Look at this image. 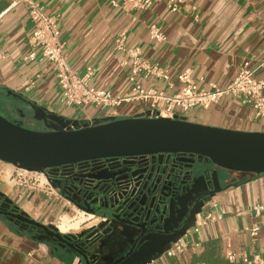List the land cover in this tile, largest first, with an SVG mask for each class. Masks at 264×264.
<instances>
[{
  "label": "crops",
  "instance_id": "crops-1",
  "mask_svg": "<svg viewBox=\"0 0 264 264\" xmlns=\"http://www.w3.org/2000/svg\"><path fill=\"white\" fill-rule=\"evenodd\" d=\"M34 1L47 15L57 17L70 66L81 75L95 70L90 86L109 91L114 97L130 94L127 54L115 50L122 38L127 47L139 48L144 58L168 71L170 82L155 79L145 83L168 95L181 89L177 77L185 71H190L202 88L209 89L211 84L225 88L245 61L256 70L257 79H264V0H187L177 13L168 9V0H154L145 12L113 6V1L122 0ZM151 24L163 29L165 42L151 40ZM33 31L26 3L0 0V52L5 54L0 63V108L14 119L13 123L37 126V131L51 127L70 130L141 115L139 103L106 110L63 106L54 65L42 60L40 52L35 61L25 60ZM186 120L264 132V118L257 119L251 107L231 97L190 111ZM191 171L193 179L188 181L186 192L172 200L161 230L146 236L122 264H147L153 257H157V264H231V254L238 261L244 253L264 256V212L259 217L252 212L253 206L264 205V174L229 172L205 161L197 162ZM15 172L16 166L0 161V202L9 212L17 209L29 220L64 235L71 231L62 233L59 229L66 214L74 209L87 214L67 199L59 180L48 177L51 192L43 193L17 184ZM208 213L220 219L207 220ZM94 219L90 227L101 221L97 216ZM257 223L260 230L252 239L250 230ZM137 235L127 226L100 232L92 238L91 262L114 264L129 253ZM181 236L188 245L185 253L166 257L172 241ZM195 243L200 244L196 250L192 248ZM0 264L86 263L42 229L0 215Z\"/></svg>",
  "mask_w": 264,
  "mask_h": 264
},
{
  "label": "water",
  "instance_id": "water-1",
  "mask_svg": "<svg viewBox=\"0 0 264 264\" xmlns=\"http://www.w3.org/2000/svg\"><path fill=\"white\" fill-rule=\"evenodd\" d=\"M50 129L30 130L0 114V161L30 171H48V177L62 184L68 199L85 200L89 203L86 207L77 206L105 220L73 237L29 220L17 209L9 212L3 204L0 215L42 229L59 246L74 250L86 264H93L90 249L100 232L118 231L119 226L138 232L129 253L114 262L122 264L146 236L160 231L172 200L184 194L188 181L193 179L191 169L197 162H209L229 172L264 174V132L142 115L70 130ZM104 159L125 160L110 168L106 176L78 167ZM153 259L157 257L149 262Z\"/></svg>",
  "mask_w": 264,
  "mask_h": 264
},
{
  "label": "built area",
  "instance_id": "built-area-1",
  "mask_svg": "<svg viewBox=\"0 0 264 264\" xmlns=\"http://www.w3.org/2000/svg\"><path fill=\"white\" fill-rule=\"evenodd\" d=\"M187 0H168L167 7L173 12H180V7ZM24 2L29 7V16L34 25L33 34L29 40L30 51L25 60L35 61L38 52L41 53L42 60H46L54 65L58 86L61 91V103L67 108L94 107L98 110H106L120 107L124 104L139 103L146 105L142 116L150 118L185 119L186 114L198 108H207L212 104H217L225 97H231L240 101L244 106L251 107L257 119L264 118V79L255 77L256 70L251 68L250 63L245 61L241 64L236 78L225 88H219L211 84L209 89L202 88L197 84L190 71L182 72L178 75V82L181 89L173 95H168L165 91L147 87L148 83L155 79L170 82L168 71L158 64L151 63L144 58L139 48H129L126 39L117 40L115 50L127 54L130 63V94L127 97L117 98L111 92L90 86L95 70H89L81 75L76 72L68 62L66 44L61 40V32L58 26V19L49 16L43 6L34 0H18ZM114 7H122L125 10H138L145 12L153 6L154 0H122L113 1ZM195 10V7H193ZM149 35L151 40L163 43L167 40L163 29L157 24L149 25ZM5 59V54L0 52V63ZM127 65V62H124ZM138 115V116H141ZM14 180L19 185L29 186L43 193L51 192L48 181V173L40 171H30L16 167ZM68 199V198H67ZM75 206L78 204L75 199H68ZM214 207L217 205L214 203ZM255 216L259 217L264 212V205H255L252 208ZM207 220L217 221L220 217L212 213L207 214ZM101 220H105L100 218ZM260 225H253L250 230L252 239L258 236ZM199 243L192 245L196 250ZM188 245L183 238L172 243L165 253L168 258H174L185 253ZM229 262L241 264H264V256L259 253L242 254L240 260L235 254L228 257ZM148 264H157V259H153Z\"/></svg>",
  "mask_w": 264,
  "mask_h": 264
},
{
  "label": "flooded vegetation",
  "instance_id": "flooded-vegetation-1",
  "mask_svg": "<svg viewBox=\"0 0 264 264\" xmlns=\"http://www.w3.org/2000/svg\"><path fill=\"white\" fill-rule=\"evenodd\" d=\"M124 160L125 159H115L112 161H107L104 159V160H99L96 162H89V163L81 164V166H78V167H82L83 169H86V170H94L93 172L95 174L106 176V175L110 174V172L108 171L110 168H114L116 166H119L121 163H123ZM69 170H71V168L65 169V171H69ZM75 198L74 199L77 201V203L79 205H81L82 207H86V205L89 204V203L85 202V200L80 199L79 197H75ZM1 204H2V202H0V205ZM92 209H95V207H93V205H92ZM4 210H6V209H4Z\"/></svg>",
  "mask_w": 264,
  "mask_h": 264
},
{
  "label": "bare ground",
  "instance_id": "bare-ground-1",
  "mask_svg": "<svg viewBox=\"0 0 264 264\" xmlns=\"http://www.w3.org/2000/svg\"><path fill=\"white\" fill-rule=\"evenodd\" d=\"M92 218V215L86 217L84 213L80 214L77 211H72L63 217L59 229L62 233H67L70 229L72 230V228H78L81 223L91 220Z\"/></svg>",
  "mask_w": 264,
  "mask_h": 264
},
{
  "label": "rangeland",
  "instance_id": "rangeland-1",
  "mask_svg": "<svg viewBox=\"0 0 264 264\" xmlns=\"http://www.w3.org/2000/svg\"><path fill=\"white\" fill-rule=\"evenodd\" d=\"M141 107H142V109L140 110V112L143 113L147 106L143 104ZM0 114L3 117L7 118L8 120L14 121V119L10 118L6 113H4V111H2L1 108H0ZM24 127L27 128V129H30V130H34V131L40 130L39 127H37V126H30V125H27V124H25ZM74 211H76V210L74 209ZM79 213L81 214L82 212H79ZM89 215H91V214H88V213L85 214L86 217H88ZM93 218H94V216H93ZM93 218L91 220H87L84 223H81L78 228H72V230L70 229L71 231L70 230H69L70 232L68 231L69 234H65V235H72L73 237H75L76 235L83 234L84 232L89 231V229L91 228L90 227L91 224H94V222H95V219L93 220Z\"/></svg>",
  "mask_w": 264,
  "mask_h": 264
}]
</instances>
